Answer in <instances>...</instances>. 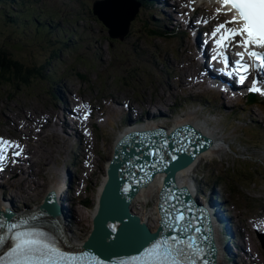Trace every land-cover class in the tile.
<instances>
[{
  "label": "rangeland",
  "instance_id": "1",
  "mask_svg": "<svg viewBox=\"0 0 264 264\" xmlns=\"http://www.w3.org/2000/svg\"><path fill=\"white\" fill-rule=\"evenodd\" d=\"M93 1L46 0L47 6L61 10V16L56 22L66 29V32L61 33L60 36L68 38L67 48L61 53L60 58L52 63L56 76L51 80L33 79L28 86L19 85L17 88L0 82V135L17 137L22 141L17 140L15 144H21L23 147L29 145L32 149L34 148L32 153L17 152L33 163L36 172L33 180L39 183L35 190H32L33 184L26 175L30 167L26 164L23 166L24 175H17V171L4 173L0 180L4 186L0 188V197L13 198L16 209L38 207L43 202L48 189L62 177V172L69 170L68 163L72 164L76 154H79L76 158V166L70 167L72 173L79 178L77 187L80 192L73 194L75 213L71 212L75 217L71 224L74 229L72 233L79 241L78 237L82 238L91 230L92 215L97 207L100 186L105 180L107 164L112 157L114 144L120 132L121 117L125 116L132 103L138 106L139 113L148 110L156 111L154 107L144 105L142 102L146 97L152 99L156 97L160 109L167 112V116L162 119V124L173 127L177 122L192 119L220 139L215 147L216 150H212L210 155L200 159L194 171H190L188 178L191 187L196 184L193 182L196 179L197 182L206 184L205 190L208 194L212 182L219 179L224 200L228 203L242 236L249 232L254 239L255 248L256 244L258 246L252 249L249 243H245V248L248 251L250 249L253 252L256 251L264 264V249L261 242L264 237V149L256 151L242 147L238 143L240 138L236 139V136L244 135L250 143L253 142L250 138L259 136L257 134L259 132L256 136L252 135L254 128L249 122L254 120L264 123V105L259 104V97L249 104L242 97L239 101L232 99V101L229 99L224 101L220 95H207L206 97L211 98V101L207 104L209 109H206L203 89L198 84L199 80L191 82L187 81L186 77L183 78L185 74L193 72L190 68L193 62H188V58L194 56L192 47L182 42L184 39L179 35H169L168 31H164V27L170 30L172 28L173 33L180 31V29H174V26L178 24L176 18L185 19L187 22L190 19L201 18L203 12L199 7L200 0H186L177 7L182 14L173 15L174 19L169 22L165 20L167 15L153 9L155 5L151 2H141L139 12L131 21L129 31L123 39L108 36L107 28L91 12ZM169 2L172 3L174 0ZM216 13L215 9L205 16L211 24H215ZM145 19L148 21L147 25L144 23ZM207 20L201 26L208 29L210 24ZM156 27L162 29L161 32L165 36L150 34L149 29ZM6 38L5 30V33L0 36V45ZM9 43L15 46L12 47L14 56L27 64L42 63L48 54L47 47L40 41L31 40L28 43L10 37ZM73 45L78 47L76 51L70 50ZM72 68L74 69L71 71ZM77 74L82 75L83 78ZM182 80L183 83H181ZM58 86L61 91H65L63 86H66L68 92H72V95H69L65 91V96L70 102L74 97H78V104L83 112L80 120L76 118L78 124L74 125L82 131L79 123L84 120L87 126V129L82 131L84 139L80 137V142L76 140L74 143L70 128L65 129L63 133L62 128L53 126V123L44 125L43 119L35 115L32 120L33 134L30 140L26 141L24 135H20L15 130L14 125L7 123L8 116L16 119L18 127L26 136L22 122L10 111L16 110L19 106L25 108V111L31 108L46 111L53 100L51 92L57 94ZM164 94L168 98L167 101ZM189 100L191 102H188ZM224 102L229 106L224 107ZM72 108L75 110L76 107L72 106ZM244 108L249 112H246ZM235 111H243V114ZM129 112L133 118L136 116L130 109ZM63 114L65 115L64 112L60 114L61 120L65 117ZM85 116H87L86 119ZM67 117L72 124V116ZM152 122L156 123L157 120ZM248 155L249 158H246ZM11 162V165L16 166L14 159H11ZM242 164L246 166L243 167ZM241 167L249 168V174H253L252 183L246 184L237 178L235 172ZM158 190V187L154 188L149 197L143 198L145 204L142 210L151 217L148 225L151 230L157 224ZM63 194L65 195V192ZM84 199L88 200V204L82 203ZM251 222L257 225V231L250 225ZM66 229H69L68 225ZM237 251L243 253L240 247ZM244 257L245 261L240 260L239 264H252L247 255ZM220 264L225 263L220 261Z\"/></svg>",
  "mask_w": 264,
  "mask_h": 264
},
{
  "label": "bare ground",
  "instance_id": "2",
  "mask_svg": "<svg viewBox=\"0 0 264 264\" xmlns=\"http://www.w3.org/2000/svg\"><path fill=\"white\" fill-rule=\"evenodd\" d=\"M137 1L139 3H141V2H147V3L151 2L153 5H155L154 7H157L159 10H162V9H164L166 7L169 8L170 11H171V14H170L169 18H170V20H172V19H174L173 15L177 14V16H178L179 14H182L181 10H177V7H179V5H181V4H183L186 0H174V2H172V3L169 2L170 0H166V1L165 0H137ZM202 2H203V0H200V3H202ZM199 7H200V10H202V12H203V15L201 16V18L197 17L196 20L190 19V20H188V22L185 19H180V22L177 21L178 24H176L174 26V29L175 28L176 29H180V30L182 29V31H186L188 33L187 34V39L184 38V41H182V42H185V43L189 44L192 47V49H193L192 52H194V56L192 58H190V57L188 58V62H190V61L193 62V65H191L190 68H191V70L194 73L191 72V74H188V75L185 74V76H183V78L186 77L187 81H191V82L199 80L198 84L201 85L200 78L203 77V76H201L200 74L203 71V68L200 65L199 57H198L197 52L200 51L202 45H201L199 39H197V40L195 39L196 34L194 33V29L198 30L199 28H201L202 30L206 31L207 39H206L205 43H203L205 45L206 52H207V56H206V58L203 61V64L206 67L208 66V61L213 59L214 56H217V52L219 50L216 47V39H218L219 37L217 36L216 38H214L213 35H212L214 30L216 29L214 25L210 24V26H209L210 29L208 28L209 30L206 27H202L201 26L202 23L206 22L207 19H206L205 16L209 15L210 11H209V8L206 7L205 5H200ZM176 20H177V18H176ZM144 23L147 25V23H148L147 19L144 20ZM216 23L217 22H215V24ZM228 27L231 28V26H228ZM227 48H231L232 51L236 55H237L238 52H243V48L240 47L239 44H237V42L235 41V38L228 42L226 49ZM186 56H187V54H186ZM214 60L218 62L220 60V57H217V59H214ZM199 68H202V70L200 72H199ZM209 72H210V70L207 72V74H209ZM183 82L184 81L182 80L181 83H183ZM55 86L57 87V84ZM63 88L65 89L66 92H68V89L66 88V86H63ZM206 89H207V87H206ZM57 91H58L57 94H54V93L51 94V97H52L53 100H51L50 107L46 111H37L36 108H31V109H28V110L25 111L24 110L25 108L23 109L22 106L16 107L17 109L14 110V111H10L14 115V117L18 118L22 122L23 126L25 127L26 133H27L26 136H25V134H23V131L18 127L16 119L14 120V118H11V117L8 116L6 118L7 121H8L7 123L8 124H12V126L14 125L15 130L20 135H24V138L26 139V141H29L31 136H32V134H33V132H32V126L34 124L33 121H32L33 117L35 115H38L39 118L41 117L43 119L42 122L44 123V125L47 124V123H53V126H58V128H60V129L62 128L63 133H65V129L67 130L68 128H70L71 131L73 132L72 133L70 131V133H72V136H73L72 140H73L74 143L76 142V140L79 141L80 137L82 139H84V135H82V132L80 131V129H77V127L74 125L77 122L76 118L80 120L81 119V114L83 112V110L81 109L80 105L78 104V99H77L78 97L77 98L74 97L72 100L70 99L71 102L74 104V105H72V103L69 100H67V97L65 96V91H61L60 86H58ZM68 93H69V95H72L71 91L68 92ZM164 97H165V100L167 101L168 98L166 97L165 94H164ZM220 97L224 101L226 99H229V101L235 100L234 99L235 97L233 95L228 97L227 95L224 94V95H221ZM142 102H143L144 105H150V106L154 107L156 109V111H152L151 112V111L148 110V111H144V112L139 113L138 106L135 103H132V104L129 105V109L133 113L135 112L134 113L136 115L135 117H138V118H146V117H148L150 120H158V119L163 118V117L166 116V113L164 112V110L160 109L159 101L157 100L156 97H154L153 99L146 97ZM223 104H224V107L229 106L225 102ZM72 106L76 107L75 110H74V108H72ZM118 106H120V105H118ZM135 108H137L136 110L138 111V113L135 111ZM129 109L127 110L128 111V115L131 116V113L129 112ZM63 112L65 113V115L63 114L65 117H64V119L61 120L60 114L63 113ZM67 116H72V118H73L72 124H70L69 121L67 120V118H68ZM35 119H36V117L34 118V120ZM77 124H78V122H77ZM158 125H160V124L159 123H155L153 125V127L158 126ZM181 125H189V126L193 127L194 129H196L201 134H203L205 137L209 138L208 145L205 146L204 149L201 150L192 159L191 162H188L187 164H185L181 168H179L177 170H174L172 172L173 173L174 182H175V184L178 185V187H184L185 186L191 192H193V189H192L191 184H190V180L188 178V175H189L190 171L194 169L195 165L197 164V162L200 161V159L210 155L212 150H214V149L216 150L215 147H216L217 143L220 141V139L215 137L214 134L211 131H209L208 129H206L203 125H201L199 123H196L192 119H185L183 121L177 122L176 124H174V127L176 128V127H179ZM79 126L82 127V129H87V126L85 125L84 120L80 121ZM0 136L2 137L3 140L11 141L13 143V145H18L19 146V147H14L13 146V147H9L7 149V153H6L7 154V159H6V164L4 165L5 172H7V171L9 172L10 171V172L15 173L17 171V175H24L25 171H24L23 166L28 164L27 166L30 167V170L26 173V175H27V177L30 178L29 181L31 182V184H33L32 185V187H33L32 190H35V188L37 187V185H39V183L35 182L36 180L35 181L33 180L34 179L33 177L36 176V172L34 171L33 163L29 160V158L26 160V159H24V157L22 155H20V153H23V154H27V153H30V152L32 153V150L34 148L32 149V147L29 146V145H26L25 147H23V145H21V144L20 145L19 144H15L16 143L15 141L20 140L17 137H14V136L12 137V136H9V135L8 136L7 135L6 136L5 135H0ZM20 141H22V140H20ZM20 141H18V142H20ZM22 143H24V142H22ZM212 145H214V146H212ZM17 151H20L19 155L15 154V153H17ZM78 156H79V154H76L77 158H78ZM11 159L15 160L16 166L15 165H11V163H10ZM0 172H1V170H0ZM62 173H63L62 177L57 181V183L55 185H52L48 189L47 195H52L55 198V200L60 203L61 208L65 207L64 210L66 211V213H68L69 216L71 215L73 217V219H75V217L72 215V213L74 212L73 211V206L75 204V200H74L75 197H74L73 194H74V192H76V190H75L76 188L75 187L79 184V180H78L79 178L71 176L68 170H65V172H62ZM166 176H167V172L162 173L161 176H160L159 173H153V176H152L151 180L145 186H142L138 190V192L130 199V202H129L130 215L135 220H137L141 225L146 226L149 229H151V227L148 226L149 222L151 220V217L149 215H147L146 213H144V211L142 210V206H143V204H145V200L143 198L149 197L151 195V193H152L154 188H157V187L159 188V187L163 186L164 183H165ZM0 178H3L1 173H0ZM22 184H23V182H22ZM100 187H102V184H101ZM0 188H4L2 183H0ZM63 192H65V195L63 194ZM4 195H6V194H4ZM7 195H9V194H7ZM5 202L9 205V207H11V208L15 207L13 198H11V197L9 198L8 196H1L0 197V210L1 211L4 210V208H5L4 204H3ZM224 204H228V203L227 202L226 203H221V201H220V207H221L222 210H224V208L227 207ZM95 208L96 209H95L92 217H94V215L98 211V207H95ZM49 219H51V218H46L45 221L47 222V221H49ZM232 220L235 221L234 217H232ZM80 221H81V219H80ZM158 221H159V218L157 217V223H158ZM92 222H93V220H92ZM92 222H91V224H92ZM231 222L232 221L230 220V224H231ZM59 224L64 229L65 237L67 239V242L71 246H80V245H82L83 242L86 240V238L88 237V235L90 233V230H89V232L85 233L82 238L78 237L79 241H77L78 239L76 240L75 237H74L75 234L70 232L69 229H66V225L64 224L62 217H59ZM250 225L254 229H256V231H257L258 227H257V225L255 223L251 222ZM251 226H250V228H251ZM154 229L155 228L152 227L151 232H154ZM229 229H231V227H229L227 230H229ZM222 230H224V229L221 228V226H220L219 227L220 235L223 234ZM236 231L238 233L237 237L240 238V240H238V242L243 245V246H241V245L240 246L243 247V250H244L243 253L240 255L239 261L240 260L245 261V257L243 258V256L247 255L250 258L252 264H263V259L260 258L259 255H257L256 251L253 252L251 249L248 251L245 248V243H249L250 247L252 249L258 248L257 244H256V248H255V242H254V239L251 236V234L249 232H246L243 235L244 236L243 237L241 232H240L239 227L236 229ZM263 231H264V229H263ZM244 238L246 239V241H245ZM214 242H215V246H216V254L214 255L215 258L211 262V264H220L222 250H221V248L219 246V243L217 241V238H216L215 234H214ZM227 256H229L228 252H226V257Z\"/></svg>",
  "mask_w": 264,
  "mask_h": 264
},
{
  "label": "water",
  "instance_id": "3",
  "mask_svg": "<svg viewBox=\"0 0 264 264\" xmlns=\"http://www.w3.org/2000/svg\"><path fill=\"white\" fill-rule=\"evenodd\" d=\"M139 7L140 3L137 0H94L91 12L107 28L109 37L123 39L129 31L131 21L138 14ZM255 100L256 96L252 95L248 103ZM185 135L194 151L186 152L177 141H173L175 138L168 137L169 141L166 144L176 145L181 151L172 154L162 150L157 156V164L153 165L157 173L167 172L164 187L175 183L172 173L174 170L191 162L207 146L197 140V136L193 133L187 131ZM121 145L123 144L120 141L115 145L113 156L107 164V179L99 195L98 211L92 222L93 229L84 244L85 248L104 259L135 253L150 245L155 237V233L141 225L129 212L130 199L151 180L153 174L148 171L147 174L132 179L130 175L132 172H128L126 166L127 159L117 153ZM40 208L49 214H56L58 211L56 200L52 195L44 197ZM12 216V211L0 210L1 218L10 219ZM109 242L112 245H109Z\"/></svg>",
  "mask_w": 264,
  "mask_h": 264
},
{
  "label": "snow or ice",
  "instance_id": "4",
  "mask_svg": "<svg viewBox=\"0 0 264 264\" xmlns=\"http://www.w3.org/2000/svg\"><path fill=\"white\" fill-rule=\"evenodd\" d=\"M222 4L235 13L228 23L238 24L239 27L229 28L226 24H220L214 30L213 37H219L216 39V47L219 51L213 59L220 57L227 65L228 58L224 50L228 42L235 37H243L239 46L245 51L237 53L240 60L236 61L237 68L244 73L239 77V82L243 84L247 78L245 74L250 67L243 62L245 54L253 58L258 69H264V53L251 50L252 46L264 48V0H222ZM250 91L264 95V89L256 87V82H253ZM13 146L19 147L13 145L11 141L0 138V164L7 158V149ZM15 154L19 155V152ZM177 219L182 220L183 216H177ZM16 227L17 225H11L9 230ZM12 240L13 245L5 256L0 257V264H76L81 259L61 251L52 238L37 230L17 231ZM3 243L4 238L0 237V244ZM181 243L175 238L171 242L156 241L150 247L145 248L139 256L121 261L120 264H184V259H182L184 250L178 246ZM191 246V244L188 245V247ZM95 264H101V262L96 259Z\"/></svg>",
  "mask_w": 264,
  "mask_h": 264
},
{
  "label": "trees",
  "instance_id": "5",
  "mask_svg": "<svg viewBox=\"0 0 264 264\" xmlns=\"http://www.w3.org/2000/svg\"><path fill=\"white\" fill-rule=\"evenodd\" d=\"M60 11L47 6L46 0H0V36L5 33V30L7 35L6 40L0 45V82L17 88L19 85L28 86L33 79L51 80L56 76L55 70L52 69V63L60 58L61 53L67 48L66 42L68 41L67 37L60 36L61 33L66 32V29L62 28L59 22H56L61 16ZM149 32L152 35L165 36L158 28H150ZM10 37H15L28 43L31 40L43 43L48 49L45 61L39 64H27L15 57L12 53L14 44L9 43ZM71 48L70 50L73 51L78 49L74 45ZM73 69L70 70L72 71ZM77 75L83 78L82 75ZM246 100L244 101L246 102ZM204 101L205 108L209 109L206 103L211 101V98L205 97ZM188 102L191 101L189 100ZM244 110L249 112L245 108ZM235 112L243 114V111ZM249 123L254 128L252 135L256 136V133L259 132L257 133L259 136L250 138L253 140L250 143L244 135H238L236 139H242V141L238 140L239 145L242 147L261 151L264 149V123L261 124L257 121ZM246 158H249V155ZM241 166L244 167L246 165L242 164ZM247 167L246 169L241 167L235 173L241 182L249 184L253 182V174H249V168ZM232 171L234 174V170ZM212 184L220 185L219 179L214 180ZM201 186L203 187L204 183H201ZM87 202L88 200L85 201V204H88Z\"/></svg>",
  "mask_w": 264,
  "mask_h": 264
}]
</instances>
